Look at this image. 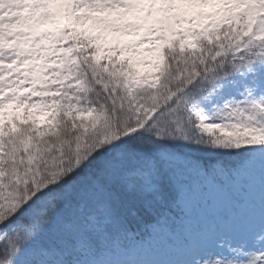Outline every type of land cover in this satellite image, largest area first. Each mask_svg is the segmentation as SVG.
<instances>
[{"label":"snow or ice","instance_id":"1","mask_svg":"<svg viewBox=\"0 0 264 264\" xmlns=\"http://www.w3.org/2000/svg\"><path fill=\"white\" fill-rule=\"evenodd\" d=\"M0 264H264V0H0Z\"/></svg>","mask_w":264,"mask_h":264}]
</instances>
